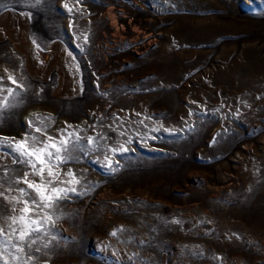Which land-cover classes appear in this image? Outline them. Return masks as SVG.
I'll return each mask as SVG.
<instances>
[{
  "label": "rangeland",
  "instance_id": "rangeland-1",
  "mask_svg": "<svg viewBox=\"0 0 264 264\" xmlns=\"http://www.w3.org/2000/svg\"><path fill=\"white\" fill-rule=\"evenodd\" d=\"M5 98L9 252L25 178L79 193L9 264H264V0H0ZM26 134L52 177L6 154Z\"/></svg>",
  "mask_w": 264,
  "mask_h": 264
},
{
  "label": "snow or ice",
  "instance_id": "snow-or-ice-1",
  "mask_svg": "<svg viewBox=\"0 0 264 264\" xmlns=\"http://www.w3.org/2000/svg\"><path fill=\"white\" fill-rule=\"evenodd\" d=\"M9 80L13 84H17V81L12 77L9 76ZM17 87H20L19 84H17ZM8 95H12V90H8ZM10 105L8 104L7 98H5L2 102H0V114H2L4 111H6ZM191 115V113H189ZM31 124V122H29ZM36 131H40V129H36ZM123 134V133H121ZM5 141H8V147L9 152L6 154H15L19 159L13 160V163H23L28 166H30L33 169H36V163L35 161H38L41 167L37 169V174H39L42 179L44 178V172L47 168V175L49 177H52L53 171H52V165L45 160L44 156L45 153H47L48 160L53 159V153L49 151V145L45 144L44 148H37V147H30L28 144L27 134L25 135V138L22 140H16L15 138H3ZM49 140L52 139V137L48 138ZM91 143V140L89 141ZM5 145L0 144V148L4 147ZM52 148H55L56 155L54 157L55 160L64 162L67 158L62 157L59 155L62 151L61 147H57L55 144L51 145ZM124 152H127V149H123ZM34 158V159H33ZM109 168H111V163L109 162L108 165ZM69 176H72L73 174L71 171L67 173ZM58 177V173L56 174ZM25 177H27V173H25ZM24 182L27 184L29 189H33L38 197L39 200L37 201L35 198L31 199L30 201H25V207L22 209L23 213L25 215H22L19 217V221L13 220V223H22L24 225L23 229L19 231L18 235H16V240L18 243L11 244V247L14 249V253L16 254H23L24 253V247L23 245L25 243L28 244L29 247H31L32 244L36 243V238H31L33 232H41L42 226L39 219H31L30 222L28 220V214L30 211H35V209L41 208V205L43 208H52L56 202H58L61 199L69 198L68 193L71 191L72 194H79L77 193V190L75 187L69 189H63V188H51L50 191L48 190L47 184H37L35 182H29L26 178ZM51 183V181H49ZM72 184L79 183L78 179L73 177V179L70 181ZM23 191V190H22ZM0 195H3L0 193ZM29 204H31L33 207L30 209ZM47 219L50 221L52 219L51 216H48ZM35 226V227H33ZM13 234H16V229L13 228ZM111 235L115 236L116 232H112ZM4 236L3 229H0V237ZM11 243L10 239L4 238L0 239V245H2V250H0V261H2V264H9V260L7 256H11L13 261L19 260L21 258V255H15L13 252H9L8 245ZM47 247V245H45ZM40 249L37 248L36 251H39ZM7 254V255H5Z\"/></svg>",
  "mask_w": 264,
  "mask_h": 264
},
{
  "label": "bare ground",
  "instance_id": "bare-ground-1",
  "mask_svg": "<svg viewBox=\"0 0 264 264\" xmlns=\"http://www.w3.org/2000/svg\"><path fill=\"white\" fill-rule=\"evenodd\" d=\"M32 115V114H31ZM28 117V116H27Z\"/></svg>",
  "mask_w": 264,
  "mask_h": 264
}]
</instances>
